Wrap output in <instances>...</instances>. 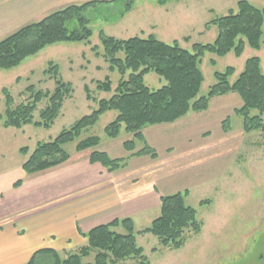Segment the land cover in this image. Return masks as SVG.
<instances>
[{
  "label": "rangeland",
  "instance_id": "1",
  "mask_svg": "<svg viewBox=\"0 0 264 264\" xmlns=\"http://www.w3.org/2000/svg\"><path fill=\"white\" fill-rule=\"evenodd\" d=\"M4 1L11 7L12 0ZM87 1L91 0L63 3L62 6L54 7V10L46 11L40 17L38 15V19H25L26 22L21 26L35 22L67 5ZM99 1L83 12L92 31L88 43H55L25 58L14 68L0 70L2 115L5 109L3 88H6L13 97L14 105L27 100L29 93L24 91L29 85H33L35 90L54 89V80L44 75L50 61L58 66L60 77L64 82H69L73 90L62 102L59 114L49 129L33 124L19 129L3 127V117L0 119V195L5 198L23 194L24 188L15 191L14 183L18 180L25 181V192L34 196V188L30 189L29 186L31 179L37 181L39 177L60 171L62 168L57 166L42 171L41 174L40 171L36 174H27L21 165L37 142L53 139L62 129L68 128L75 120L94 110L97 107V100L111 96L112 93L99 91L95 86L96 81H102L108 76L114 89L120 78L117 71L108 70V64L101 56L100 31L118 39L146 37L152 34L165 43L177 40L183 48L191 50L193 43L213 42L218 29L209 22L225 15L228 10L235 9L239 0ZM247 1L256 7L264 6V0ZM127 2L131 4L130 10L119 14ZM185 37H188L187 40ZM92 46L97 47V55L91 50ZM251 56L260 59V68L264 73V27L262 46L258 50L245 45L239 56L233 52L222 57L209 52L203 55L200 70L204 79L198 96L207 94L209 87L215 82L214 72H223L227 66L235 69L229 78L230 82L234 81L243 69L245 60ZM144 83L150 89H157L164 84V80L154 72H149L144 76ZM85 85L90 90L91 100L85 97ZM46 102V99H43L37 104V110L33 113L34 120H38V110L43 108ZM241 104L237 93L217 95L210 99L206 110L190 111L182 118L183 120L162 123L159 126H146L142 129L146 143L155 149L157 157L159 156L154 163L166 162L168 159L173 165L184 163L178 165L179 169L166 178L163 190L172 194L188 190L184 197L185 204L196 210V218L202 224L201 232L197 235L184 232L186 246L181 251L165 250L166 252L151 253L150 248L156 244L157 238L150 233H136L137 245L144 249L143 255L149 264H264V132L259 130L243 132V119L234 113V109ZM116 114L114 110L105 112L94 126L82 131L75 141L66 143L63 148L73 158L66 164L82 154L76 151V142L93 135L99 138L96 150H104L112 158L128 155L129 152L124 150L122 142L132 137L130 133L125 132L122 127L115 139L107 137L104 132V127ZM226 118H229L227 124L231 128L228 133L221 129L222 121ZM141 146V142H136L135 149ZM196 146H201L200 152L195 153L197 155L193 157L190 155L192 158L188 160L185 159L183 152L194 151ZM23 147L28 149L27 155L19 152ZM170 152V155L167 154ZM206 152L209 155H205ZM199 154H202L200 158ZM132 158L126 161V166L130 163L133 172L136 166L147 162L130 160ZM167 172L165 169L164 173ZM157 188L160 190L162 187L159 184ZM42 195H45L44 190L37 189L35 196L38 197L39 204L42 203L39 197ZM202 200L210 202L200 204ZM159 210V207L155 206L134 215V230L137 232L148 227L151 220L158 216ZM59 254L61 258L65 257L63 253ZM94 254L93 250L83 262H92ZM48 261L50 259L46 262ZM135 261L127 259L122 264H137Z\"/></svg>",
  "mask_w": 264,
  "mask_h": 264
},
{
  "label": "trees",
  "instance_id": "2",
  "mask_svg": "<svg viewBox=\"0 0 264 264\" xmlns=\"http://www.w3.org/2000/svg\"><path fill=\"white\" fill-rule=\"evenodd\" d=\"M99 2L91 0L67 5L0 39V70L14 68L25 58L55 43H88L92 31L83 12ZM130 8L131 4L127 2L119 14ZM209 24L218 29L213 42L193 43L191 50L183 48L177 40L165 43L152 34L118 39L100 31L101 56L107 62L108 70L117 71L120 78L114 89L108 76L102 81H96L95 86L99 91L112 93L111 96L97 100L94 110L75 120L68 128L62 129L53 139L37 142L29 154L26 147L21 148V154H28L21 165L24 172L32 174L66 162L70 156L63 146L75 141L82 131L94 126L102 114L111 110L117 114L104 127V132L109 138H116L122 127L125 132L130 133L132 137L122 143L124 150L129 152L128 155L112 158L105 151L96 150L99 138L94 135L75 144L76 151L92 149L89 154L90 163H99L109 172L126 167V161L135 156H149L152 159L157 157L155 149L145 141L142 133L144 127L172 123L190 111L206 110L210 99L217 95L237 93L242 104L234 109V113L243 119V132H264V73L257 56L245 60L243 69L232 82L229 78L235 72L234 67L227 66L223 72H214L215 82L206 95L198 96L204 79L200 62L206 52L222 57L229 52L241 55L245 45L255 50L260 49L264 6L256 7L247 0H239L235 9L212 19ZM185 38L187 40L188 37ZM91 50L95 55L98 54L96 46H92ZM149 72L162 78L164 84L157 89H150L144 83V76ZM44 75L54 80V89L35 90L33 85H29L24 91L29 93L25 102L14 105L9 91L2 89L5 109L3 115L0 114V119L3 117V127L19 129L33 124L49 129L52 126L62 102L73 90L69 82L62 80L58 66L52 61L47 64ZM84 91L86 99L91 100L92 96L86 85ZM43 99H46V105L38 110V120H34L33 113ZM227 123L229 118L224 119L221 124L225 132L230 129ZM136 142L142 143L141 148L135 149ZM20 183L21 180L16 181L14 187ZM187 194L188 190H184L161 196L158 216L140 231L134 230L133 221L129 217L114 219L83 233L87 243L76 252L61 258L54 250L41 249L35 251L26 264H122L127 259H135L137 264H149L142 247L136 243V233L152 234L161 248L178 249L185 242V231L192 234L201 231L202 224L196 218V210L185 204L184 197ZM206 202L210 201L202 200L200 204ZM93 250V261L83 262ZM156 250L157 247H153L152 251Z\"/></svg>",
  "mask_w": 264,
  "mask_h": 264
},
{
  "label": "crops",
  "instance_id": "3",
  "mask_svg": "<svg viewBox=\"0 0 264 264\" xmlns=\"http://www.w3.org/2000/svg\"><path fill=\"white\" fill-rule=\"evenodd\" d=\"M77 1L12 0L10 7L4 0H0V39L21 27L26 22L25 19H38L46 11L54 10V7ZM230 129L222 131L228 133ZM200 147L196 146L194 151L185 150L184 158L188 160L197 155L195 153L200 152ZM90 152L82 150L79 152L82 153L80 156L66 164L73 159L69 155L66 162L57 165L62 168L60 171L39 177L37 181L31 179L29 186L30 189L34 188V196L25 192V181L14 187L15 191L24 188L22 196L16 194L5 198L0 195V264H26L32 254L41 249H51L65 256L74 253L87 243L83 233L114 219L129 217L134 225V215L147 211L150 207L160 209V197L172 194L163 190L166 178L184 164L173 165L169 162L170 159L154 163L159 156L155 159L143 156L130 159L147 160L136 166L134 172L130 163L124 169L109 172L99 163H90ZM171 152L167 154L170 155ZM207 154L206 152L205 155ZM49 169L51 168L43 171ZM165 169L168 170L167 173H164ZM41 173L42 171L39 174ZM41 180L44 182L41 183ZM159 184L162 187L160 190L157 188ZM37 189L44 190L45 195L39 196L41 204L35 196ZM152 242L155 243L154 240ZM156 245L158 241L150 248L151 253L181 251L186 242L178 249ZM153 247H157V250L152 251ZM129 260L132 262L133 259Z\"/></svg>",
  "mask_w": 264,
  "mask_h": 264
}]
</instances>
